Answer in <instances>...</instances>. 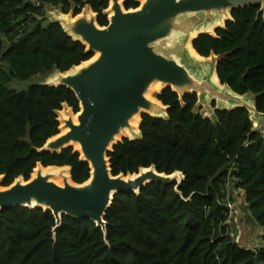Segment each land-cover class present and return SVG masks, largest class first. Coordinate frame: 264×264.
<instances>
[{
  "label": "trees",
  "instance_id": "trees-1",
  "mask_svg": "<svg viewBox=\"0 0 264 264\" xmlns=\"http://www.w3.org/2000/svg\"><path fill=\"white\" fill-rule=\"evenodd\" d=\"M140 0H123L125 9ZM79 14L88 6L100 26L108 23L109 0H0V175L1 185L28 179L38 163L69 166L71 179L90 176L88 162L72 146L40 150L59 132L58 111L79 110L65 85L41 81L16 90L14 79L41 78L67 71L93 52L71 37L44 6ZM231 18L213 33H201L192 47L216 57L221 83L238 94L252 93L264 113V11L258 5L232 9ZM6 64V67L4 66ZM155 97L165 117L141 114L140 135L122 137L107 152L113 175L153 165L158 172L181 171L184 179L152 181L138 193L119 191L105 212L106 235L90 219L55 218L40 206L0 208V264H264V134L252 125L243 106L196 110L197 95L179 97L170 86ZM242 189L249 217L261 229V243L248 248L235 241L228 223L226 183Z\"/></svg>",
  "mask_w": 264,
  "mask_h": 264
},
{
  "label": "water",
  "instance_id": "water-1",
  "mask_svg": "<svg viewBox=\"0 0 264 264\" xmlns=\"http://www.w3.org/2000/svg\"><path fill=\"white\" fill-rule=\"evenodd\" d=\"M248 5H258L264 11V0H142L138 7L129 9L123 7V0H109L105 9L108 23L104 26L98 25L97 14L85 6L79 14L70 11V17H63L60 12L59 17L50 19L93 54L67 71L55 70L56 77L43 82L70 88L79 101V110L74 113L63 104L71 110L66 117L58 115L59 132L40 150L60 152L72 146L80 159L88 162L90 176L76 183L69 166L40 163L28 179L20 176L6 186L1 185L0 175V208L40 206L52 212L56 223L53 231L61 224V215L66 214L94 221L106 235L104 215L115 193H138L152 181H176L178 189L184 179L181 171L165 174L151 165L131 174L113 175L107 156L122 137H139L142 113L167 115V107L148 95L153 84H158L159 90L170 86L179 97L195 93L197 105L207 101L214 102L216 108L243 106L252 121H264V113L257 111L248 93L238 94L220 82L216 57L211 67L206 66L205 57L192 47L197 35L213 33L231 18L232 9ZM161 42H166L165 46ZM135 117L137 125H132ZM58 167L61 171H54ZM64 171L69 181L62 175ZM61 176L62 183H58L56 179ZM233 235H237L235 229Z\"/></svg>",
  "mask_w": 264,
  "mask_h": 264
},
{
  "label": "rangeland",
  "instance_id": "rangeland-1",
  "mask_svg": "<svg viewBox=\"0 0 264 264\" xmlns=\"http://www.w3.org/2000/svg\"><path fill=\"white\" fill-rule=\"evenodd\" d=\"M142 0H140V3ZM84 8L89 9L88 6ZM83 8V9H84ZM44 15L47 20L53 19L54 17H59L60 10L58 7H54L51 5L44 6ZM63 17H70V12L65 13ZM190 17V16H189ZM166 42H161V46H165ZM215 60V56L210 55L203 59L206 66L211 67ZM6 67V64H4ZM57 72L54 70L50 72L44 78L40 76H34L25 80L14 79L9 84L8 87L14 88L16 90H21L27 88V86L35 81H51L56 77ZM159 91V88H155L150 92V96L155 97V93ZM248 95L253 100V94L248 93ZM71 110L69 107L64 106L58 111L59 118L66 117L67 111ZM196 110H199L202 114L211 116L213 111V106L211 102L206 101L204 105H196ZM252 125L254 128H258L260 130H264V121L256 122L253 121ZM234 181L231 178H228L226 183V204L230 209L228 223L230 226L231 233L233 235L234 229L237 232V235L234 236L235 241H237L240 245L248 247V248H256L260 245L261 239V229L257 224H255L252 219L249 217L248 210L246 209L244 192L242 189H237L234 186Z\"/></svg>",
  "mask_w": 264,
  "mask_h": 264
},
{
  "label": "bare ground",
  "instance_id": "bare-ground-1",
  "mask_svg": "<svg viewBox=\"0 0 264 264\" xmlns=\"http://www.w3.org/2000/svg\"><path fill=\"white\" fill-rule=\"evenodd\" d=\"M84 12H85V11H84ZM88 12H89V11H87V13H88ZM88 15H89V14H88ZM155 88H159V87H158V84H153V85L151 86L150 90L148 91V95H149V96H150V92H151L153 89H155ZM73 120L76 121V116H75V115H73ZM137 122H138V118H137V117H135V118H133V119L131 120V124H132V125H137ZM75 147H78V145L76 144ZM43 170H45V169H43ZM54 171H61V168L58 167V168L54 169ZM62 175L65 176L66 179L69 181V178H68V172H67V171H64ZM62 180H63V177H62V176L59 177L58 179H56V181H57L58 183H62Z\"/></svg>",
  "mask_w": 264,
  "mask_h": 264
},
{
  "label": "built area",
  "instance_id": "built-area-1",
  "mask_svg": "<svg viewBox=\"0 0 264 264\" xmlns=\"http://www.w3.org/2000/svg\"><path fill=\"white\" fill-rule=\"evenodd\" d=\"M257 130L264 134V130L262 131V130H260V129H258V128H257Z\"/></svg>",
  "mask_w": 264,
  "mask_h": 264
}]
</instances>
